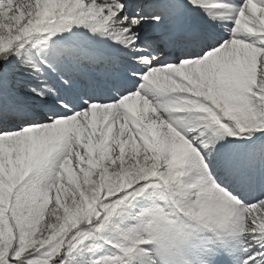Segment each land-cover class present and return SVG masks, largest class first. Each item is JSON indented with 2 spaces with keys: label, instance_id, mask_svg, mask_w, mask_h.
Wrapping results in <instances>:
<instances>
[{
  "label": "snow or ice",
  "instance_id": "obj_1",
  "mask_svg": "<svg viewBox=\"0 0 264 264\" xmlns=\"http://www.w3.org/2000/svg\"><path fill=\"white\" fill-rule=\"evenodd\" d=\"M0 264H264V0H0Z\"/></svg>",
  "mask_w": 264,
  "mask_h": 264
}]
</instances>
